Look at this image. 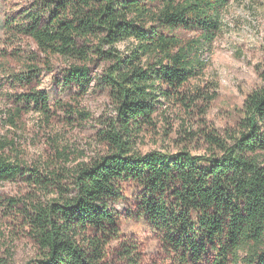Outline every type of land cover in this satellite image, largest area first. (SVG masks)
Listing matches in <instances>:
<instances>
[{
    "label": "trees",
    "instance_id": "obj_1",
    "mask_svg": "<svg viewBox=\"0 0 264 264\" xmlns=\"http://www.w3.org/2000/svg\"><path fill=\"white\" fill-rule=\"evenodd\" d=\"M229 2L33 0L7 21L14 37L31 39L42 54L72 61L66 86L86 90L91 64L111 63L101 82L111 90L121 123L100 132L109 146L105 154L69 165L60 153L64 164L50 163L53 170L45 176L6 156L13 143L0 138V183L31 175L28 180L44 193L29 203L10 200L25 208L29 236L38 248L26 264H107L111 253L138 264V246L123 236L116 208L131 183L140 188L138 214L174 264H264V70L231 145L209 136L220 154H144L130 139L151 124L162 99L185 103L182 90L204 72L205 53L221 32ZM177 30L199 36L184 40ZM124 42L131 48L121 52ZM26 99L48 112L46 92ZM0 264H14L12 255H1V245Z\"/></svg>",
    "mask_w": 264,
    "mask_h": 264
},
{
    "label": "rangeland",
    "instance_id": "obj_2",
    "mask_svg": "<svg viewBox=\"0 0 264 264\" xmlns=\"http://www.w3.org/2000/svg\"><path fill=\"white\" fill-rule=\"evenodd\" d=\"M30 2L33 0H0V138L13 143L6 156L23 161L45 176L53 170L48 167L50 163L56 167L64 164L58 159L60 153L69 158V165L105 154L109 146L100 132L110 130L113 123L120 128L121 123L111 90L101 82L111 63L96 60L91 64L92 81L86 90L66 86L64 80L72 61L42 54L31 39L8 33L7 21L24 12ZM222 22L211 51L205 53L204 72L182 90L185 103L175 105L162 99L151 124L130 138L137 151L220 154L209 143V136L231 145L239 135L246 99L262 85L264 0H230ZM176 34L184 40L199 36L186 30H177ZM131 44L121 43L118 49L126 52ZM38 92L49 96L48 112L26 99ZM29 178L31 175L0 183L1 255H12L14 264H26L38 254L29 236L25 208L10 202L29 203L34 197H43ZM139 194L137 185H126L125 200L116 206L123 236L136 242L138 264H174L147 219L138 214ZM107 264L130 262L111 253Z\"/></svg>",
    "mask_w": 264,
    "mask_h": 264
}]
</instances>
